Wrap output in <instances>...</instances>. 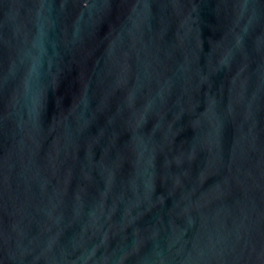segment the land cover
I'll list each match as a JSON object with an SVG mask.
<instances>
[{"label":"water","instance_id":"95a60500","mask_svg":"<svg viewBox=\"0 0 264 264\" xmlns=\"http://www.w3.org/2000/svg\"><path fill=\"white\" fill-rule=\"evenodd\" d=\"M0 264H264V0H0Z\"/></svg>","mask_w":264,"mask_h":264}]
</instances>
